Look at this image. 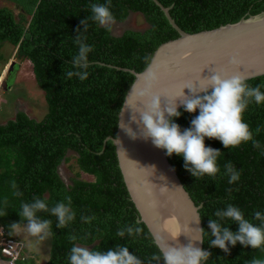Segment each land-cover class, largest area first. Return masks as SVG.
I'll return each instance as SVG.
<instances>
[{
    "label": "trees",
    "instance_id": "obj_1",
    "mask_svg": "<svg viewBox=\"0 0 264 264\" xmlns=\"http://www.w3.org/2000/svg\"><path fill=\"white\" fill-rule=\"evenodd\" d=\"M173 6L169 12L175 22L187 32L212 29L236 22L241 17L264 10V0H159ZM105 0H0V60H6L1 48L9 43L16 48L19 59L29 60L37 85L43 90L47 112L41 120L18 109L14 117L0 124V209L7 216L0 217V226L7 236V226L19 222L21 203L39 196L49 207L66 196L71 197L75 220L67 228L56 227V217L41 212L42 219L52 221L50 255L46 264H68L67 254L75 243L90 250L107 251L116 245H125L138 256L142 264L157 253L152 235L130 200L120 173L115 148L108 136H115L117 114L134 75L110 67H128L143 70L157 46L178 36L153 0H111V11L116 21H123L130 12H139L147 22L143 29H125L115 35L89 20L88 30L80 21L90 16L92 3ZM79 28L78 33L76 29ZM78 35L87 37L85 43L93 47L89 54L88 78H68L74 71L73 57L78 53L74 43ZM7 62V60H6ZM255 87L264 85V74L246 80ZM264 91V87L261 88ZM181 116L174 118L181 129L189 128L199 114L178 109ZM243 119L253 132L260 128L251 142L225 148L217 139L205 138V145L221 152L218 158L220 173L215 179L205 175L196 179L184 168L182 156L167 158L184 188L196 205L202 203L199 213L203 234V249L212 255L207 264H245L252 258L264 259V250L244 247L237 243L230 253L209 246L212 239L209 219L217 209L228 204L240 207L253 223L254 212H264V104L252 103ZM70 151L71 155H67ZM74 157L76 170L66 182L59 166ZM231 161L240 171V180L228 183L224 166ZM82 174H85L83 176ZM15 183L16 188L12 185ZM19 191L23 195L16 196ZM7 198V206H5ZM95 217L85 222L81 217ZM230 230L238 225L225 221ZM125 225L143 229L139 236L123 238L117 235ZM76 240L71 241L70 236ZM214 238V237H213ZM0 256L1 253H0ZM6 258V257H5ZM16 262L36 264L32 254ZM163 264V261H151Z\"/></svg>",
    "mask_w": 264,
    "mask_h": 264
},
{
    "label": "clouds",
    "instance_id": "obj_2",
    "mask_svg": "<svg viewBox=\"0 0 264 264\" xmlns=\"http://www.w3.org/2000/svg\"><path fill=\"white\" fill-rule=\"evenodd\" d=\"M90 16L81 20L85 32L88 30V23H93L103 27L106 31H111L115 23V16L111 11V0L104 3H92L90 6ZM76 31L79 33L80 29ZM87 37L78 35L74 43L78 46V53L73 57L74 71H68L66 76L78 77L81 81L88 78L89 54L93 47L85 43ZM231 64H239V54L230 58ZM159 66L155 70H150L145 77V87L139 93L143 102V109L139 112V123L142 131L139 138L150 139L152 144L166 151L170 157L173 154L182 156L184 168L196 179H201L205 175L215 179L220 173L218 158L221 152L218 149L207 147L205 138L219 140L225 148L239 146L241 143L251 142L254 148L260 149L261 144L254 139L258 135L260 128L255 132L251 126L243 119V114L250 104H264V85L255 87L247 83L246 78L236 74L231 77L224 73H215L209 78L208 86L203 88L189 87V95H184L185 99L180 100V104H162V96L154 92L155 86L159 82ZM202 93V94H201ZM182 106L184 111L199 114L191 120L189 128L181 129L174 118L181 116L178 108ZM132 137L138 138L137 133L128 130ZM264 155V150L261 152ZM224 175L228 177V183L234 184L240 180L241 173L234 164L229 161L224 166ZM16 188L15 183L12 185ZM16 196H22L19 191ZM7 206V198H5ZM45 212L56 217V227L67 228L75 218L76 213L72 208L71 197L66 196L64 200L57 201L49 207L48 201L34 196L31 201L22 202L19 222H11L8 226V234H19L22 231L33 238L32 244L38 245L48 239L52 233V221L42 219L38 214ZM7 211L0 209V217L7 216ZM214 216L218 219H209L208 228L212 239L208 241L209 246L219 248L224 253H230V247H235L237 243L244 247L251 246L253 249L264 250V212L255 211L253 216L259 223H253L246 218L245 212L233 204L226 205L223 209H217ZM81 219L90 222L95 217H84ZM231 221L238 225L236 231L223 223ZM165 231L169 232L173 239L181 235V228L175 217L165 219L163 223ZM201 233H209L204 229H199ZM143 229L136 225H125L118 230L117 235L123 238L125 235L135 237L141 235ZM214 237V238H213ZM71 241L76 237L70 236ZM203 242V240H201ZM157 253L148 258L149 264L155 260L163 261V264H207L211 253L207 250L194 246L192 243L180 246H170L161 237L156 236L153 240ZM68 264H142L141 259L130 253L125 245H116L107 251L90 250L88 246H78L73 243L67 254ZM245 264H264V259L252 258Z\"/></svg>",
    "mask_w": 264,
    "mask_h": 264
},
{
    "label": "water",
    "instance_id": "obj_3",
    "mask_svg": "<svg viewBox=\"0 0 264 264\" xmlns=\"http://www.w3.org/2000/svg\"><path fill=\"white\" fill-rule=\"evenodd\" d=\"M153 1L178 36L160 43L146 67L139 72L108 65L133 74L134 79L118 111L115 136L106 137L104 142L109 139L114 145L124 185L138 212L137 221L146 225L153 240L159 236L170 246L192 243L203 249V234L199 230L202 228L199 213L202 203H194L169 162L166 151L155 147L150 139L139 138L142 131L139 112L143 109L139 93L145 87L147 73L157 66L159 82L154 92L162 96L164 105L175 101L179 105L180 100L185 99L183 94L189 95L186 86L207 87L209 78L215 73L229 77L239 74L246 80L264 74V10L212 29L187 32L169 12L173 4ZM237 53L240 63L231 64L230 58ZM14 66L15 60H11L0 80L2 89L9 86ZM129 129L136 132L138 138L134 139ZM169 217H175L182 230L176 239L163 228L165 219ZM0 264L21 263L0 256Z\"/></svg>",
    "mask_w": 264,
    "mask_h": 264
},
{
    "label": "rangeland",
    "instance_id": "obj_4",
    "mask_svg": "<svg viewBox=\"0 0 264 264\" xmlns=\"http://www.w3.org/2000/svg\"><path fill=\"white\" fill-rule=\"evenodd\" d=\"M147 22L139 12H130L123 21H116L112 26V33L120 34L125 29H143ZM1 50L6 60H0V80L3 78L7 66L11 60H15L12 78L6 89L0 86V124L5 123L9 118L14 117L15 112L21 109L29 116L41 120L47 112V105L43 90L37 85L32 66L29 60L19 59L16 55V48L6 43ZM67 155H71L70 151ZM74 157L59 166L62 178L68 183L69 177L76 170ZM85 176V174H82ZM14 237L23 243V252L32 254L36 264H46L50 255L51 236L38 245L32 244V239L26 232L14 234Z\"/></svg>",
    "mask_w": 264,
    "mask_h": 264
},
{
    "label": "built area",
    "instance_id": "obj_5",
    "mask_svg": "<svg viewBox=\"0 0 264 264\" xmlns=\"http://www.w3.org/2000/svg\"><path fill=\"white\" fill-rule=\"evenodd\" d=\"M23 246L21 240L14 236H7L4 228L0 226V253L3 257L13 261L24 259L25 253L23 252Z\"/></svg>",
    "mask_w": 264,
    "mask_h": 264
},
{
    "label": "crops",
    "instance_id": "obj_6",
    "mask_svg": "<svg viewBox=\"0 0 264 264\" xmlns=\"http://www.w3.org/2000/svg\"><path fill=\"white\" fill-rule=\"evenodd\" d=\"M13 235H14V234H13ZM13 235H12V236H13Z\"/></svg>",
    "mask_w": 264,
    "mask_h": 264
}]
</instances>
